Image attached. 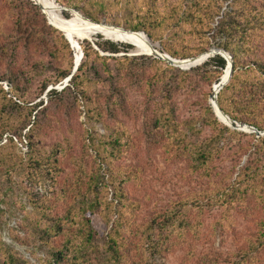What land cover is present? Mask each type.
<instances>
[{
    "label": "rangeland",
    "instance_id": "rangeland-1",
    "mask_svg": "<svg viewBox=\"0 0 264 264\" xmlns=\"http://www.w3.org/2000/svg\"><path fill=\"white\" fill-rule=\"evenodd\" d=\"M30 1L40 7L47 23L55 27L49 22L41 6L33 0ZM51 1L58 12L59 7L54 0ZM239 1L240 4L248 1L259 9L264 6V0ZM58 2L64 7L77 10L92 21H94L93 18L86 13L97 16L99 23L126 30H131L126 28L128 22L146 18L148 30L153 38L145 29L137 32L144 31L151 44L163 53H167L165 51L169 49L193 48L200 42L195 35L197 31L191 34L192 26L185 24L184 18L189 14L188 8L196 4L195 0H58ZM231 2L232 0H226L220 16H214L211 20L210 28H213L211 34L215 32L222 14L228 10ZM32 3L28 4L27 0H0V99H4L5 94L8 98H16L17 94L14 93L11 82H15L21 90L26 92L22 91L18 95L20 97L17 98L21 103L18 102L17 109H12L11 106L8 108L14 119L28 124L23 131L24 135L28 134V139L23 141L16 139L17 147L14 152L27 159L34 150L38 156L45 158V161L52 154L53 158L58 160L59 169L55 179H51L49 174L44 181H39L36 175H40V172L36 171L34 172L36 175L22 173L15 178V181L5 182L4 186L6 188L11 186L14 194L8 199L12 206L10 210L7 209L10 204L0 205V237L17 253L18 258L25 261V264H67L63 260L55 261L56 256L51 255L52 246L60 248L64 234L48 237L40 232L39 226L45 220L43 211L40 212V209L49 200L50 215L61 218L65 230L71 228V218L78 204L68 181L75 179V164L84 161L85 166L90 169L92 165H96V159H100L87 145L86 130L92 128L95 135L106 134L108 131L102 123L97 122L98 117L92 111L95 103L87 102V98H83L81 94H78L79 102L74 101L70 95L60 96L59 101L64 105L68 104L71 108H60L57 102L52 104L49 102V91L57 89L62 92L66 86L70 85L71 80L65 83L66 79L59 80V78L71 70L80 54L77 51L76 56L73 47L71 52L59 45L35 50L34 47L28 48V45L22 42L17 43V33L13 31L16 29L17 14L24 13L23 10L26 7L31 10ZM97 8H99L98 13H96ZM198 9V6L193 9L194 21ZM64 13L71 16L70 10L63 11ZM109 33L115 37L122 36L113 32ZM97 34L82 38L81 47L86 40L94 45L99 40L98 36L102 35ZM102 36L107 39L104 35ZM72 38L76 44L73 33ZM119 38L127 40L123 37ZM12 39L15 43L11 42ZM135 43L134 49L127 53L120 52L115 56L146 57L142 60L144 64L137 62L132 66L139 76L137 79L139 83L134 80L121 81L126 89L125 108L117 106L105 115V119L112 127L124 130L129 136L126 139L131 140L128 146L123 143V149H120L119 154L111 155L114 176L119 177V170L135 169L138 177L136 181L129 180L124 183L127 195L124 200L129 206L121 205L119 209L123 222L120 233L125 241L122 264H264V250L250 257V263H245L244 257L247 239L251 234L256 233V222L263 216L262 206L256 204L255 196L251 195L246 205L236 203L230 208L222 204L209 205L207 200L202 202V205L185 204L182 207L181 202H187L197 192L207 190L208 180L191 172L189 168L191 158L176 156L174 149H168L166 146L173 141L170 136L177 133L174 129L179 130L184 137V145L206 141L213 135L214 128L206 124L210 117L205 111L206 107L211 105L215 86H220L224 81L225 72L221 78L219 77L222 81L218 84L215 81L220 73H210L202 69L192 73L186 85L180 87L178 82L181 76L177 69H183L147 53L148 51L143 49L139 42ZM214 48L217 47L211 46L207 51ZM262 48L263 53L260 52V55L264 57V43ZM102 54L112 55L105 52ZM209 58L197 66L192 65L193 68L204 67L205 61ZM246 72L245 69H240L236 80H240V83L242 80H262L258 75H248ZM169 84H171V91H169ZM45 86H47L46 90L42 91ZM97 87L102 88L100 85ZM88 91L95 98L94 87L88 88ZM236 94L241 96L242 92L239 90ZM97 96L99 97L98 94ZM42 100H44V105L40 107L42 111H30ZM100 102L102 105L107 104L102 99ZM45 107H47L46 110H44ZM168 114L175 119L166 121ZM218 120L235 132L225 135L227 147L216 158V170L225 174L232 169L235 179L247 164L250 154V151L248 153L243 151V154L236 155V150L242 145L252 147L256 144L251 152L258 151V153L252 154L250 165L253 167L260 165L261 173L264 175V146H257L258 138L264 135L233 128L219 118ZM7 137L8 134L4 136L0 145L7 142ZM104 152L111 153L109 149ZM49 163L48 160L45 162L48 164V170ZM29 168L34 171L31 167ZM106 170L107 166H104L102 172L105 174ZM103 185L105 195L111 200L113 188ZM175 205L185 212L186 222L189 223L187 229L184 230L179 226L177 230L183 234L178 235L177 231L166 228L163 229L162 235L158 236L156 232L152 236L154 242L160 238L167 241L165 246H169V249L164 253L153 254L150 250H144L147 248V240H143L141 234H134V231L144 224L157 220L159 213L164 214ZM116 214L111 212L107 220H104L100 214L94 215L95 239L89 254L85 255L88 259L84 260V264H106L109 261L105 246L113 224L117 220ZM45 239H48L49 243L45 242ZM173 240L178 241L176 247L172 249L170 243ZM142 251L149 261L142 258ZM259 259L262 261L260 262Z\"/></svg>",
    "mask_w": 264,
    "mask_h": 264
},
{
    "label": "trees",
    "instance_id": "trees-1",
    "mask_svg": "<svg viewBox=\"0 0 264 264\" xmlns=\"http://www.w3.org/2000/svg\"><path fill=\"white\" fill-rule=\"evenodd\" d=\"M195 1L196 4L188 8L189 14L184 16V18L185 24L192 26L191 34H195V31H197L195 35L200 39V42L193 48L169 49L165 52L173 58L179 59L200 55L211 46L225 49L229 52L234 62L233 74L231 79L221 89L218 104L233 121L246 123L263 131L264 57L260 55V52L263 53L262 47L264 43V6L262 9H259L248 1L240 4L239 0H232L228 6V10L222 14L215 32L211 34L213 30V28H210L211 20L214 16H220L226 0ZM27 2L30 5L32 3L30 0H27ZM197 6L199 9L194 21L193 9ZM23 11L24 13L17 14L16 29L13 30L17 33V43L22 42L28 45V48L34 47L35 50L59 45L70 52L72 51L71 41L69 42L60 30L47 23L46 17L39 6L33 4L31 10L26 7ZM58 12L65 19L93 22L80 12L70 10L71 16L67 13L63 15V10L60 8ZM98 12L99 8H97L96 13ZM86 15L93 18L95 23L100 22L97 16L94 17V15L87 13ZM162 22L164 23V20ZM126 28L131 29L127 31L133 30L132 32L145 29L150 37L153 38V35L148 30L146 18H138L134 22H128ZM98 34H102L106 38H119L105 33ZM102 35H99V40L95 42L98 48L87 40L82 43L84 58L77 72L73 75L70 85L66 86L62 92L57 89H52L48 92L49 102L51 104L57 102L56 104H59L60 108H71L68 104L64 105V103L59 101L62 96L66 95L72 96L73 100L78 102V94H81L83 98H87V102L93 101L95 105L92 111L98 117L97 122L102 123L106 131H108L106 134L101 135L98 133L95 135L92 128L86 130L87 145L96 152L97 157L100 159L96 157V165H92L90 169L85 166L84 161L75 164V179L68 181L70 190L75 193V201L78 204L71 218V228L65 230L62 219L50 215L48 211V208H50L48 205L49 200L42 206L43 209H40V212L43 211V218L45 219V222L42 221V224L39 226L40 232L43 235L46 234L48 237H57L64 234L60 248H56L55 245L52 246L51 255L53 257L56 256L54 258L55 261L60 262L63 260L67 264H84V260L88 259L85 255L89 254V249L93 247L95 239L94 215L100 214L104 220H107L111 212L117 213V220L113 224L105 246L106 253L109 254V261L106 264H122L125 241L120 233L123 222L119 209L121 205L125 207L129 206L124 200L127 197L124 183L129 180L136 181L137 177L135 169L119 170V177L116 178L114 176L111 155L119 154L120 149H123V143L128 146L131 140L126 139L129 136H127L124 130L121 131L118 128L112 127L105 119V115L108 114L110 109L113 110L117 106L125 108L126 89L122 86L121 81L134 80L139 83V80H137L139 76L132 66L137 62L144 64L142 60L146 59V57H130L127 55L117 57L115 55L120 52L127 53L129 50L134 49L136 43L133 40L126 41L134 45L104 39ZM11 42L15 43L13 39ZM72 45L77 56L76 47L73 43ZM102 52L111 53L112 55H103ZM75 62L71 70L62 74L59 80L67 79L72 74ZM203 66L190 70L177 69L178 74L181 76L178 82L179 86L184 87L188 81V77L192 73L199 72L202 69L210 73H220L215 81V83L219 84L222 81L220 80L222 74L228 67V62L223 56L218 54L205 61ZM240 69H245L248 75H258L262 80H242L240 83V80H236ZM174 70L176 69L174 68ZM11 84L14 93L17 94L16 98H8L5 94V98L0 99V142L8 134L7 142L0 145V205L10 204L8 199L11 196L13 197L12 194H14V189L11 186H8V188L4 186L5 182L15 181V178L21 176L22 173L36 175L34 174L36 171L40 172V175H36L39 181H44L49 174L51 179H55V175L59 169L58 160L53 158L52 154L45 161V158L38 156L34 150H32L33 153L27 159L14 152L15 147H17L16 139L20 141L28 139V134H23L28 124L22 123V121L18 122L8 111L10 106L12 109H17L18 102L21 103L17 97H20L18 95L22 91L25 92L15 82H11ZM98 85L102 88L99 89ZM169 86V91H171V84ZM86 87L89 89L94 87L93 94H95V98L92 97L91 92ZM46 88L47 86L42 91H45ZM239 90L242 92L241 96L236 94ZM101 99L107 104L102 105ZM43 105L44 100L36 103L30 111L38 110L40 112L42 111L40 107ZM46 109L47 107L44 108V110ZM205 112L210 117V120H207L206 124L214 128L212 136L206 141L184 145V137L181 136L179 130L174 129L177 133L170 136V139L173 141L166 145L168 149H174V155L191 158L189 166L191 172L197 173L200 178L208 180L209 185L205 192H197L187 202H181V205L182 207L185 204L202 205L207 200L209 205L222 204L230 208L236 203L241 205L248 204V198L254 195L256 204L262 206L263 216L256 222L257 231L248 237L247 247L244 249L245 263H250V257L256 256L257 252L260 254L264 250V175L261 173L260 165L256 167L250 165L252 154L258 153V151L251 152L256 144L252 147L242 145L236 150V155L243 154V151L247 153L250 151V154L247 164L235 179L232 169H229L225 174H221L215 167L216 158L227 147L225 135L227 133H234L235 131L219 122L212 105H208ZM172 119H175L174 116H171V114L166 115V121L170 122ZM157 121L161 122L160 119H157ZM123 140L126 141L123 142ZM175 146L177 147L175 148ZM257 146H264V136L258 138ZM108 149L111 151L110 154L104 152ZM47 160L50 161L49 170L47 169L48 164H45ZM104 166H107L105 174L102 172ZM44 172L45 176H43ZM103 184L113 188L111 200L105 195ZM30 199L33 200L34 198ZM11 207L10 204L7 209L10 210ZM156 219L152 223L144 224L138 230L136 229L134 234H141L143 240H147V248H144V250H150L153 254H160L169 249V246H165L167 241L160 238L154 242L152 236L156 232H158V236L162 235L163 229L166 228L173 229L177 231L178 235H182L183 232H179L177 228L180 226V228L182 227L186 230L189 223L186 222L185 212L178 205H175L171 210H167L164 214L159 213ZM43 224L45 225L42 226ZM177 241L173 240L170 243L172 249L176 247ZM45 242L49 243V240L45 239ZM142 255L144 260L149 261V258L143 251ZM259 261L261 262L262 260L259 259ZM0 264H25V261L18 258L17 253L1 237Z\"/></svg>",
    "mask_w": 264,
    "mask_h": 264
},
{
    "label": "bare ground",
    "instance_id": "bare-ground-1",
    "mask_svg": "<svg viewBox=\"0 0 264 264\" xmlns=\"http://www.w3.org/2000/svg\"><path fill=\"white\" fill-rule=\"evenodd\" d=\"M36 1L42 5L49 21L52 24L60 27L66 34L67 33L69 34V35L67 34V36H68L69 40L75 45L76 50L79 52V54H80V50H81L80 46H79V44H80L79 42L82 38H84L88 35L95 34V33L111 34L109 32H113V33L122 35L119 37H123L127 40H133L134 42H136V41L139 42L141 44V46L143 47V49L148 51L147 53H149V54H151L154 51V49H157L151 44L149 37L142 32H132V31H127V30L119 29V28L112 27V26L97 25V23L89 22V21L82 22V21L68 20V19L63 18L54 9V6H53V3L51 0H36ZM72 33L75 35L76 44L73 41ZM79 59H80V56H78V58L76 59L75 65L79 63ZM206 59L207 58H204V60H206ZM227 62H228V67H227L225 74L223 76L224 81L220 84V86L219 85L215 86L214 91H216L217 93L221 89L222 85H225L230 78V74H229L230 73V59H229V57H228ZM181 64H186V63H180V65ZM78 65H80V64H78ZM192 65H195V64H192ZM220 117L222 118V120L224 122H229L225 117H223L221 115H220Z\"/></svg>",
    "mask_w": 264,
    "mask_h": 264
},
{
    "label": "water",
    "instance_id": "water-1",
    "mask_svg": "<svg viewBox=\"0 0 264 264\" xmlns=\"http://www.w3.org/2000/svg\"><path fill=\"white\" fill-rule=\"evenodd\" d=\"M36 4H38V5H40L41 6V8L43 9V7H42V5L39 3V2H37L36 0H33ZM54 2L56 3V5L61 9V10H63V11H67V10H73V11H76V12H78L77 10H75V9H69V8H67V7H64V6H62L61 4H59L58 2H57V0H54ZM43 11H44V9H43ZM45 12V11H44ZM64 15V14H63ZM87 18V17H86ZM88 20H90L89 18H88ZM50 22V21H49ZM94 22V21H93ZM51 23V22H50ZM52 24V23H51ZM53 26H55L56 28H58L59 30H61V31H63L60 27H58V26H56V25H54V24H52ZM97 25H102V26H110V25H108V24H105V23H98ZM112 27H116V28H119V29H123V30H126V29H124V28H121V27H117V26H112ZM64 32V31H63ZM142 33H144V34H146L144 31H141ZM65 34V36H66V38L69 40V38H68V36H67V34L66 33H64ZM147 35V34H146ZM148 36V35H147ZM107 39H111V40H113V41H117V42H126V43H130V44H132L131 42H127L126 40H124V39H119V38H116V39H112V38H107ZM91 40V39H90ZM69 42H70V40H69ZM71 43V42H70ZM94 45H95V47L96 48H98L97 47V45L94 43ZM132 45H134V44H132ZM71 46L73 47V45H72V43H71ZM135 46V45H134ZM80 59H79V63L78 64H80V62L82 61V59H83V56H84V53H83V49H82V47L80 46ZM139 52H141V51H139ZM142 53V52H141ZM217 54H219V55H221V56H223L226 60H228V57H229V59H230V78L232 77V74H233V67H234V62H233V57H232V55L229 53V52H227L225 49H221V48H214V49H211V50H209V51H207V52H205V53H203V54H200V55H197V56H194V57H191V58H188V59H176V58H173L171 55H169V54H167V53H163L162 51H158L157 49H154V51L151 53V55H154V56H156V57H158V58H160V59H164V60H166L167 62H169L170 64H172V65H175V66H178V67H180L181 69H183V70H188V69H191V68H193L194 66H191L192 64H195V66H197V65H199V64H201V61H203L204 60V58H209V57H211V56H215V55H217ZM180 63H186V64H189L188 66H182V65H180ZM78 64H76L75 66H74V69H73V72H72V74L66 79V82L65 83H68L69 82V80H71L72 79V77H73V75L77 72V70H78V68H79V65ZM229 78V79H230ZM229 81V80H228ZM224 87V85H222V87H221V89ZM220 89V90H221ZM219 90V91H220ZM217 95H218V93L216 92V91H213V94H212V96H211V105H212V107H213V110L215 111V113H216V116L221 120V121H223L222 120V118L220 117V115L221 116H223V117H225L229 122H224V123H226L227 125H229V126H231V127H233V128H237V129H242V130H249V131H252V132H256L258 135H264V131H260V130H258L257 128H255L254 126H251V125H248V124H239V123H237V122H235V121H233L231 118H230V116L229 115H227L221 108H220V106H219V104H218V100H217Z\"/></svg>",
    "mask_w": 264,
    "mask_h": 264
}]
</instances>
